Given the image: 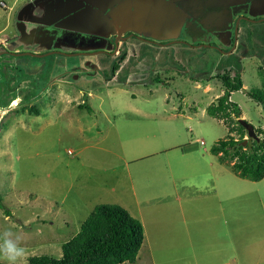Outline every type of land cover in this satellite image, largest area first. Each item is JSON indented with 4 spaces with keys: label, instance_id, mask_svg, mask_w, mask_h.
Segmentation results:
<instances>
[{
    "label": "rangeland",
    "instance_id": "374dc122",
    "mask_svg": "<svg viewBox=\"0 0 264 264\" xmlns=\"http://www.w3.org/2000/svg\"><path fill=\"white\" fill-rule=\"evenodd\" d=\"M29 1L0 0L3 47L37 52L54 46L56 55L0 56V78L7 86L0 104V233L11 229L23 237L27 253L17 263L41 254L60 258L63 244L94 208L110 203L144 226L138 257L126 264H264V178L237 175L211 151L229 134L240 137L231 127L243 125L240 119L264 129V104L248 94L262 86L264 61L243 57L240 47L224 53L207 45H168L180 37L162 38L161 48L134 42L128 54L132 68L113 71L120 53L110 44L95 45L100 38L94 29L107 21L102 9L87 5L61 20L60 36L46 44L17 30L18 12ZM48 5L49 11L56 7ZM85 24L99 26L91 32ZM64 29L72 31L71 40ZM186 40L206 44L217 36ZM96 50L111 55L82 54ZM88 57L99 67L92 77ZM111 57V64L103 63ZM40 60L56 76L54 93L44 87L50 80L37 75L44 71ZM229 71L241 73L244 81L230 97L242 110L231 122L208 112L226 92L219 75ZM19 79L28 83L17 91ZM15 101L20 105L8 112ZM31 103L39 112H20Z\"/></svg>",
    "mask_w": 264,
    "mask_h": 264
},
{
    "label": "flooded vegetation",
    "instance_id": "af4514ba",
    "mask_svg": "<svg viewBox=\"0 0 264 264\" xmlns=\"http://www.w3.org/2000/svg\"><path fill=\"white\" fill-rule=\"evenodd\" d=\"M75 1L77 2L81 1V2L77 4L75 3ZM172 1L180 9V12L183 15V24L180 30L174 31V33L179 34L180 38L175 40L167 39V41L169 40L168 43L171 42V44L168 45H172L175 43L177 45L183 44L187 47L192 46L193 48H197L198 46L200 48L207 45V47L212 46L214 47L213 49H216L224 53H228L230 47H234V49L231 52L237 51V48L240 47L241 49L238 50H241L243 57H248V56H250V58L257 57L259 58V60L264 61V0H172ZM108 2H109L108 0L107 1H103V0H49V1L37 0L36 1L35 0L33 3L32 0H30L28 3L24 4V6L18 12V16L16 19L17 30H19L20 28L25 29L24 35L26 36V38L38 37L40 39H45L47 44V41H53L54 39H56V36L58 37L60 36V35H56V31L60 29L61 22L65 23V21H61V20L58 21L57 19L62 13L70 12V10H73L77 6L84 5L74 10V12L69 13L67 17H70L72 14L82 11V9L87 5L92 7L97 4H101V6H103L104 8V5L107 4ZM136 2L137 1L134 0H120L117 3H115V5H113L112 7H108L104 9L103 13H105V15L107 16L111 11H114V9H116L118 6L125 3V4H129L127 5L129 6V9L127 10L128 11L127 15L131 17H137L138 16L137 9L139 7H137ZM49 3L56 4V7L52 11H49L50 10V8L48 7ZM99 7L100 6L98 5L96 9H99ZM153 9H154V5L151 8V10ZM161 9H165V7H162ZM49 13L50 15L47 18V15ZM88 15L90 14H85V17H88ZM38 20L47 21L48 23L47 22H46L47 24L35 23ZM110 21L115 22L113 18H111ZM113 22H111V24ZM131 22L127 19L124 21L122 20L116 25V27L110 25L109 28H105L104 25L101 28H97V25L85 24V29L87 31H91L92 29L91 30L89 29L91 27L97 28L94 29L95 30L94 32H98L97 37L100 39L95 40L96 46L98 47L101 46L99 43H97V41L103 44L101 48L103 47L106 48L107 45L110 44L112 45L113 49H115V52L117 54L120 53L121 56L119 58V61L116 60L115 63L112 64L113 71L115 69H120V68L126 69L127 65H129L128 62L130 61L128 60L129 58L128 54L130 52V47L134 46L133 45L134 42H140L143 43L144 45L151 43L152 45L155 46L156 44L159 43L161 45V42H163V40H158V39L156 40V38L151 37L150 35H152L153 33H151L150 31L145 32V30L141 29V27H139L138 24L136 25V23H134L135 21H131ZM259 26L261 27L259 28ZM130 28H134V29H130ZM68 30L64 29V31L63 30L61 31L64 34V38L71 40L69 35H71L72 31H70V29ZM67 32H70V34L67 35ZM201 35L207 38L209 37L214 38L217 36V41L214 42L212 41L206 44L203 43L199 44L192 40V44L190 45L189 42L186 40V38L188 39H191L193 37L197 38V36H201ZM254 36L256 37V39H253ZM3 44L4 42L0 44V50H2L0 51V56L3 58L6 57V54L16 57L29 55L39 60V59H48L49 57L56 55V47L54 46L43 51L37 50L36 53L43 54V56L36 57L27 53V52H34L32 50L29 51L22 49L21 50L12 49L10 51V50H6L3 47ZM129 44H131V46ZM224 46L227 47L225 48ZM112 47L109 48V50H113ZM157 47L161 48L162 45ZM252 47L256 48L253 54L250 53ZM142 50L145 51L143 48ZM99 52L105 53L108 56L111 55L110 51H105V50H98V51L96 50L94 52H83V53L81 52V53L85 54L86 56H89ZM12 53H16V55ZM57 53H60L61 55L66 54V53L62 54L61 52H57ZM89 58L90 57H88V59L86 58V60L88 61L89 70L92 72V70H95L96 68L99 67H97L96 62H93ZM42 61L43 60L39 61V63H41L42 66V68L39 69V71L40 70L42 71L44 70V71L41 72V74H37V75L42 81L50 80L46 82L44 87L45 90H50L49 91L50 93H54V90L56 89V76H54V74L52 75V73L48 69H46V66L42 63ZM111 62H112V57L109 59L105 58L103 60V63L111 64ZM221 62L222 60L218 61L216 59L217 65H219ZM5 65L8 66L10 64L7 62V64H4V66ZM132 65L133 67H136L135 63ZM161 66H165V65L162 63ZM131 68L132 67H130L129 65L128 69L130 70ZM16 69L17 71L23 72V70L20 69L19 67H16ZM45 71L49 72V75L51 74L48 79H46L45 78L46 76H44ZM90 71H88V76L92 77L94 72L90 74ZM33 73H37V72L33 70ZM25 77L26 76H24V78ZM26 83H28V81L25 79L16 80V82H14V84H16V88H14V90L19 91L20 88L23 87L24 84ZM6 87L7 86L4 79L0 78V93L1 95H3L2 98L0 99V104L2 102V99L6 97L4 93ZM37 94L39 93H36V95ZM12 105L13 107L9 103L8 105L9 108L6 109L9 110L8 112H10V110H13V108L19 106L20 104L17 101H15L14 104ZM37 106L38 105L31 103L30 105H28V107L23 106L20 112H39ZM1 112L3 111L0 105V120L2 115ZM247 138L249 139V135Z\"/></svg>",
    "mask_w": 264,
    "mask_h": 264
},
{
    "label": "trees",
    "instance_id": "16d2710c",
    "mask_svg": "<svg viewBox=\"0 0 264 264\" xmlns=\"http://www.w3.org/2000/svg\"><path fill=\"white\" fill-rule=\"evenodd\" d=\"M219 77L226 92L209 105L208 112L219 119L230 118L231 122L233 114L240 117L242 112L230 97L232 92L243 88V77L241 73L233 75L230 71ZM261 78L262 86L253 88L248 94L264 104V73ZM231 127L240 137L229 134L227 138L220 139L212 146V153L217 154L222 162H229L237 175L253 181L263 179L264 129L255 128L256 136L249 137V144L244 146L248 130L241 124ZM144 238L140 219L119 204L102 203L94 208L79 232L63 244L60 258L34 255L26 264H126L136 261ZM0 264L8 263L0 261Z\"/></svg>",
    "mask_w": 264,
    "mask_h": 264
},
{
    "label": "water",
    "instance_id": "95a60500",
    "mask_svg": "<svg viewBox=\"0 0 264 264\" xmlns=\"http://www.w3.org/2000/svg\"><path fill=\"white\" fill-rule=\"evenodd\" d=\"M165 1V0H164ZM168 3V1H165V3ZM169 3L171 4V6L169 7H172V9H169V7L167 9H161L159 8V6L157 5L156 7H154L153 10H150V13L148 15H152L154 17L155 15V25L156 27L159 26L160 24H163L162 26V32H164L165 35H158V30L160 29H154L153 26H150V23L149 21L145 20L144 17H145V14H146V9H142L139 7V10H137V13H139V17H137V21L136 22L137 24H142L143 28L144 29H147L148 31L150 30H154L156 34H152L150 35L151 37L153 38H156L158 40L162 39V38H167V39H170V38H178L179 37V34L177 33H174L175 30H180L181 29V26L183 24V15L182 13L180 12V9L176 6V4L169 0ZM125 6L126 8V5L123 4V7ZM121 8L122 10H124L125 8ZM151 7H149L148 9H150ZM120 10V9H119ZM181 13V14H180ZM66 15H64L63 17H65ZM166 17V18H164ZM61 19H64V18H61ZM37 22V21H36ZM38 22H41V21H38ZM153 24V25H154ZM71 27V26H70ZM152 27V29L150 28ZM69 28V26H68ZM21 29V28H20ZM130 29H134V28H130ZM25 29H21L22 32H24ZM172 31V32H171ZM146 32V31H145ZM28 54L30 55H33V56H36V57H41L43 56V54H38L36 52H27ZM14 55H16V53H12ZM240 122L244 125V127L248 130V135L249 137H253L256 135L255 133V126L244 120V119H240ZM248 139H245L243 141V143H247Z\"/></svg>",
    "mask_w": 264,
    "mask_h": 264
},
{
    "label": "crops",
    "instance_id": "0c3cea01",
    "mask_svg": "<svg viewBox=\"0 0 264 264\" xmlns=\"http://www.w3.org/2000/svg\"><path fill=\"white\" fill-rule=\"evenodd\" d=\"M103 1H107V0H103ZM109 2L107 3V4H105L104 5V8H103V6H101V4H97V5H95V6H92V8H97L98 7V5L100 6L99 7V9L98 10H101L102 9V13L104 12V10L103 9H106V8H108V7H112L113 5H115V3H117L118 1H120V0H108ZM134 1H137L136 3H137V7H140V8H142V9H146L147 11H146V14H145V17H144V19L145 20H147V21H149V23H150V26H153L154 27V29H160V30H158V35H165L164 34V32H162V26H163V24H160L159 26H157L156 27V25L154 24L155 23V15H154V17L152 16V15H148L149 13H150V10H151V8L153 7V5H154V7H156L157 5L159 6V8H162V7H165V9H167L169 6H171V4L169 3V0H165V1H168V3L166 2L165 3V1L164 0H134ZM172 1V0H171ZM81 2V1H80ZM80 2H78V3H80ZM123 4H125V3H123ZM123 4H121L120 6H122ZM126 5V8H125V6L123 7V8H125L124 10H122L121 8H120V6H118L116 9H114V11H111L107 16L105 15V13H103L104 14V17H106L107 18V21H106V23L104 24V27L105 28H109L110 27V25H112V26H114V27H116V25L119 23V22H121L122 20L124 21V20H129L130 22L131 21H135L134 23H136V22H138L137 21V17H139V13H138V16L137 17H131V16H128L127 14H128V9H129V6H127V5H129V4H125ZM80 6H82V5H79V6H77L76 8H74V9H78V8H80ZM149 7H151L150 9H148ZM120 9V10H119ZM169 9H172V7H169ZM137 10H139V8L137 9ZM73 10H70V12H65V13H62L60 16H59V18L57 19L58 21L59 20H63V19H61V18H64V20L67 18V16H68V14L69 13H71ZM92 11V10H91ZM80 12H82V11H80ZM87 14H90V12H88ZM151 14V13H150ZM181 14V13H180ZM64 15H66L65 17H63ZM111 18H113L114 19V21L115 22H113V21H110V19ZM164 18H166V17H164ZM111 22H113L112 24H111ZM131 23H133V22H131ZM154 24V25H153ZM136 25H137V23H136ZM139 25V27H141V29H144L142 26V24L140 25V24H138ZM97 26H99V24H97ZM26 27V26H25ZM6 28V26L4 27V29ZM151 29H152V27H150ZM90 29V28H89ZM148 29V28H147ZM147 29H144L146 32L148 31ZM3 30V29H2ZM91 30V29H90ZM93 30V29H92ZM25 31V30H24ZM150 32L151 33H153V34H156L155 33V31L154 30H150ZM0 42L1 43H3L4 41H3V39H0Z\"/></svg>",
    "mask_w": 264,
    "mask_h": 264
},
{
    "label": "clouds",
    "instance_id": "9594fccd",
    "mask_svg": "<svg viewBox=\"0 0 264 264\" xmlns=\"http://www.w3.org/2000/svg\"><path fill=\"white\" fill-rule=\"evenodd\" d=\"M22 241L21 235L11 229H5L0 233V258L7 260L8 264H17L18 261L24 260L27 249L22 245Z\"/></svg>",
    "mask_w": 264,
    "mask_h": 264
},
{
    "label": "built area",
    "instance_id": "2783aa9c",
    "mask_svg": "<svg viewBox=\"0 0 264 264\" xmlns=\"http://www.w3.org/2000/svg\"><path fill=\"white\" fill-rule=\"evenodd\" d=\"M2 5H5V4H2Z\"/></svg>",
    "mask_w": 264,
    "mask_h": 264
}]
</instances>
